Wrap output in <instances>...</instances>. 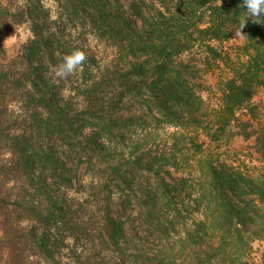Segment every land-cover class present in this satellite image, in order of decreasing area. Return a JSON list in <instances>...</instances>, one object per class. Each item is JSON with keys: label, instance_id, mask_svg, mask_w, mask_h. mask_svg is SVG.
Segmentation results:
<instances>
[{"label": "trees", "instance_id": "obj_1", "mask_svg": "<svg viewBox=\"0 0 264 264\" xmlns=\"http://www.w3.org/2000/svg\"><path fill=\"white\" fill-rule=\"evenodd\" d=\"M45 1L0 0V255H5L6 264H113L115 250H124L126 240L112 184L129 187L126 169L131 161L122 159L118 164L113 157H105L99 136L124 127L127 121L122 110L126 108L121 104L126 98L147 99L160 117L157 121L167 126L195 127L200 122L192 114L201 106V89L188 82L190 70L175 63L181 53L176 36L180 29L169 27L164 16V22L152 21V38L142 39L135 37L131 18L114 5L115 0H49L58 7L56 21ZM217 1L199 0L197 4L204 7ZM224 1L228 4L216 10L225 17H210L208 26L200 31L209 40H222L233 20L245 19L242 0ZM258 21L264 25V20ZM24 24H29L33 39L9 52L5 35ZM245 25L248 40L255 43L260 26L253 19ZM75 26L111 48L119 64L110 73L84 52L87 59L80 67L84 79L66 89L61 83L70 78L48 77L50 67L42 65V54L70 50V55L81 50L68 31ZM37 58L38 66L34 63ZM62 62L54 58L53 65L57 68ZM25 120L35 131L23 128ZM86 127L94 129L85 135ZM203 134L213 142L215 133ZM200 136L192 131L185 136L187 143L177 149L184 158L178 170L193 174L197 167L203 168L199 192L195 189L199 180L190 173L195 181L182 179L173 185L159 177L165 164L179 168L174 156L172 163V159L153 158L145 169L155 181V200L171 205V195L178 197L187 187L186 194L197 192L207 208L209 199H219L214 203L218 216L213 233L230 247L236 243L247 247L255 233L241 230L246 226V213L235 199L260 196L262 187L211 159L201 158L197 165H189L194 157H208ZM118 137L121 142L123 135ZM50 138L56 145L46 143ZM258 145L264 148V141ZM84 158L89 168L81 174ZM189 180L193 185L187 184ZM210 262L206 258L200 264Z\"/></svg>", "mask_w": 264, "mask_h": 264}, {"label": "rangeland", "instance_id": "obj_2", "mask_svg": "<svg viewBox=\"0 0 264 264\" xmlns=\"http://www.w3.org/2000/svg\"><path fill=\"white\" fill-rule=\"evenodd\" d=\"M198 1L115 0L114 3L131 18V30L137 38H152V21L157 24L164 22L163 16L168 19L169 27L174 30H177L175 26L179 27L180 32L176 36L181 53L174 61L190 70L188 82L200 87L202 102L198 111L196 109L197 112L192 114V118L200 123L181 129L167 126L161 120L158 122L160 117L147 99L144 102L126 98L121 104L123 109L126 108L122 110L127 121L124 127L120 126V130L115 128L112 134L103 132L99 136L98 143L105 157H113L114 163L118 164L122 163V159L131 161L126 169L130 174L129 187L118 186L115 182L112 184L113 198L124 223L126 240L124 250H115L113 264H200L206 258L208 262L212 261L211 264H264V148L258 145L264 141V25L253 19L261 31L256 34L255 43L250 42L245 34V19L233 20L227 26L228 36L222 40H209L200 31L208 26L210 17H225L216 9L228 2L218 0L200 7ZM44 4L56 21L59 14L56 4L49 0ZM226 17H231V14ZM68 31L81 48L80 51L94 57L102 69L108 67L111 73L119 64L115 52L104 42L86 35L76 26ZM32 39L29 24H24L6 34L4 44L9 52H16ZM61 51V56L53 54L54 51L43 52L42 65L50 67L48 77H57L54 58L59 63L69 55L70 50ZM35 61L38 66L40 60L37 58ZM82 70L79 68L69 76L70 81L65 80L61 84L66 85L67 89L73 82H80L84 79ZM102 74H105L103 70ZM237 86L242 88L236 89ZM27 122H23V128L29 132L35 131L34 127L30 130ZM93 129L86 127L85 135ZM192 131L201 135L199 139L208 157H194L189 165L193 166L201 158L203 161L211 159L217 165L239 171L262 187L260 196L243 195L235 199L246 213V226L240 227L241 230L249 229L255 233L247 247L240 243L230 247L226 242L221 243L216 231L213 233L212 230L216 229L213 222L218 216L214 203H219V199H209L211 204L207 208L205 199L197 194L203 184V168L197 167L193 174L190 170H178L184 158L177 149L187 143L185 136ZM204 131L215 133L213 142L205 138ZM120 134L123 135L121 142ZM46 143L56 145L53 138ZM58 149L63 151L64 148ZM173 156L179 168L165 164L159 177L173 185L181 183L182 179L195 181L194 176L199 180L195 186H199H194L197 192L189 196L186 194L190 191L188 187L178 197L171 195L172 204L163 205L155 200V181L145 166L151 159L160 160V157L172 159V163ZM87 160L84 158V165L80 167L81 174L89 168ZM189 173L193 176H189ZM191 180L187 184L193 185ZM86 181L88 183L89 178ZM0 264H6L3 254L0 255Z\"/></svg>", "mask_w": 264, "mask_h": 264}, {"label": "clouds", "instance_id": "obj_3", "mask_svg": "<svg viewBox=\"0 0 264 264\" xmlns=\"http://www.w3.org/2000/svg\"><path fill=\"white\" fill-rule=\"evenodd\" d=\"M243 11L246 14L244 25L249 18L264 20V0H242ZM240 35V33H237ZM87 57L83 51L75 50L64 57L63 62L56 68L55 75L60 79H67L82 67Z\"/></svg>", "mask_w": 264, "mask_h": 264}]
</instances>
